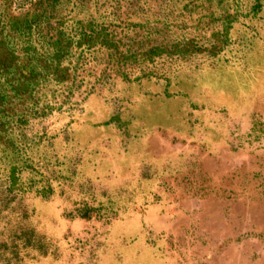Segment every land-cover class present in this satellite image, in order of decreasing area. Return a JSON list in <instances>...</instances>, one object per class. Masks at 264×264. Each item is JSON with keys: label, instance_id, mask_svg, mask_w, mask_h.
I'll list each match as a JSON object with an SVG mask.
<instances>
[{"label": "rangeland", "instance_id": "rangeland-1", "mask_svg": "<svg viewBox=\"0 0 264 264\" xmlns=\"http://www.w3.org/2000/svg\"><path fill=\"white\" fill-rule=\"evenodd\" d=\"M44 1L0 0V264H264V0H57L10 29Z\"/></svg>", "mask_w": 264, "mask_h": 264}, {"label": "trees", "instance_id": "trees-1", "mask_svg": "<svg viewBox=\"0 0 264 264\" xmlns=\"http://www.w3.org/2000/svg\"><path fill=\"white\" fill-rule=\"evenodd\" d=\"M57 0H45L44 3L46 5V7H43L42 9V12L40 15L36 16V17H33L32 19H30V21H23V22H13L12 24V19L9 20V22H11V24H9V27L12 31H16V32H21V33H28L31 31L32 27L33 26H37V24L40 22V20H43V21H48V17L46 16V12L49 11V8H52V4L51 3H55ZM48 10V11H47ZM51 11H49V14ZM92 35H93V32L90 31L89 34L87 35L86 33L82 32L80 33V38L83 39V41L88 44L89 41L92 40ZM66 45H62L60 44L59 41H56L54 43L51 44V48L53 49L54 51V54H55V57L58 56V54L60 52H67V49L70 48V43H65ZM64 46V47H63ZM79 46V45H78ZM61 47H63L61 49ZM44 65H40L39 63H36V67L39 68L40 70V73L43 72V73H50V72H56L57 71V68L58 66H53V64L51 63L49 65L48 61L47 60H44ZM29 64V63H28ZM35 64V63H34ZM58 64V63H57ZM27 65L26 64H17V67L19 68H22V70L24 69H27L26 67ZM14 68V66L12 67L11 65H6L5 62H1L0 61V81L2 80L3 83H7V85H9L8 83V76H6L7 73H9L10 70H12ZM32 70H30V74H32ZM11 75V74H10ZM11 76H14V75H11ZM19 76H22L21 78V84H17V86L15 87H11V92H16V96H18V92H21V93H24L26 91V87H30L32 86V84H34L35 82V77L34 75L30 77H26L20 73ZM30 78V79H28ZM12 85V84H11ZM5 96L2 95V87L0 88V105L2 106L3 103L1 102V100L4 98Z\"/></svg>", "mask_w": 264, "mask_h": 264}]
</instances>
